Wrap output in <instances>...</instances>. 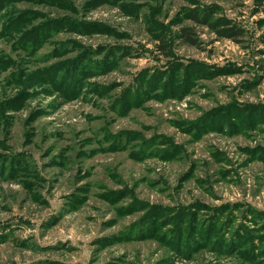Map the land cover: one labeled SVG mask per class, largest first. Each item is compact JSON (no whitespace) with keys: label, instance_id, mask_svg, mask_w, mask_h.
Segmentation results:
<instances>
[{"label":"rangeland","instance_id":"obj_1","mask_svg":"<svg viewBox=\"0 0 264 264\" xmlns=\"http://www.w3.org/2000/svg\"><path fill=\"white\" fill-rule=\"evenodd\" d=\"M0 264H264V3L0 0Z\"/></svg>","mask_w":264,"mask_h":264},{"label":"trees","instance_id":"obj_2","mask_svg":"<svg viewBox=\"0 0 264 264\" xmlns=\"http://www.w3.org/2000/svg\"><path fill=\"white\" fill-rule=\"evenodd\" d=\"M257 2L259 4H263L264 3V0H257ZM191 16L197 22H202V20L199 19V17L197 15L192 14ZM218 21H219V25L220 26L223 25L224 27L217 28L218 26H215L213 24H211V27L214 28V29L216 28L215 30L218 33L224 35L225 37H229V38L236 39L237 37H240L241 35H243V31L241 29H237L234 26H230V21H227L225 19H220ZM181 37L189 45L196 46L198 44L197 37L195 36V33H194L192 27H188V26L187 27H183L181 29ZM166 46L167 45L165 44L164 40L162 39V44L159 45V49L165 50L166 49Z\"/></svg>","mask_w":264,"mask_h":264}]
</instances>
